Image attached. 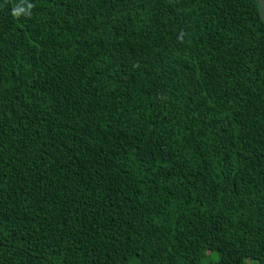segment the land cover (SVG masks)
Instances as JSON below:
<instances>
[{"label":"trees","instance_id":"obj_1","mask_svg":"<svg viewBox=\"0 0 264 264\" xmlns=\"http://www.w3.org/2000/svg\"><path fill=\"white\" fill-rule=\"evenodd\" d=\"M0 264H264L256 0H0Z\"/></svg>","mask_w":264,"mask_h":264},{"label":"water","instance_id":"obj_2","mask_svg":"<svg viewBox=\"0 0 264 264\" xmlns=\"http://www.w3.org/2000/svg\"><path fill=\"white\" fill-rule=\"evenodd\" d=\"M262 19L264 20V0H256Z\"/></svg>","mask_w":264,"mask_h":264},{"label":"clouds","instance_id":"obj_3","mask_svg":"<svg viewBox=\"0 0 264 264\" xmlns=\"http://www.w3.org/2000/svg\"><path fill=\"white\" fill-rule=\"evenodd\" d=\"M29 7H31V5ZM21 11L22 10H20V9H16V10H14L13 15L19 17V15L21 14ZM29 15H30V13H29Z\"/></svg>","mask_w":264,"mask_h":264}]
</instances>
